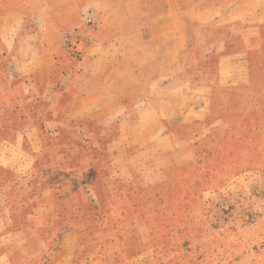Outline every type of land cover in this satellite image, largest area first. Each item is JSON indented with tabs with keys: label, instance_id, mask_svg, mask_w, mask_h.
<instances>
[{
	"label": "crops",
	"instance_id": "1",
	"mask_svg": "<svg viewBox=\"0 0 264 264\" xmlns=\"http://www.w3.org/2000/svg\"><path fill=\"white\" fill-rule=\"evenodd\" d=\"M63 1L46 0L44 13L29 9L31 26L41 13L46 34L36 26L18 30L10 45L0 41V202L7 208L0 264H16L21 234L49 233L10 228L33 194L54 210L70 198L67 185L75 183L74 195L85 182H72L71 170L96 168L93 153L128 162L131 149H153L168 158L164 167L178 166L177 156L193 161L198 143L224 121L226 114H214L228 109L229 92H256L264 79V0ZM16 22L20 28L25 19ZM22 75L31 82L17 83ZM53 169L60 174L50 180L45 173ZM45 183L63 189L34 193ZM62 232L71 246L81 234Z\"/></svg>",
	"mask_w": 264,
	"mask_h": 264
},
{
	"label": "rangeland",
	"instance_id": "2",
	"mask_svg": "<svg viewBox=\"0 0 264 264\" xmlns=\"http://www.w3.org/2000/svg\"><path fill=\"white\" fill-rule=\"evenodd\" d=\"M105 1L120 5L126 0ZM53 2L60 5L65 1ZM45 4L46 0H0V21L6 18L4 24L0 22V41L10 45L18 30L23 34L36 27L31 26L29 9L44 13ZM13 9L18 13L7 12ZM22 18L25 23L19 28L16 21ZM37 18L39 32L46 34L41 13ZM27 77L22 75L16 81L31 82ZM258 82L261 89L256 92H229L228 109L220 105L214 114L215 120L226 114L224 121L217 123L210 139L198 143L193 161L184 162L177 156L178 166L164 167L168 158L153 149H131L128 162L124 157L118 156L116 161L108 154L93 153L99 159L96 168L71 170L68 177L72 182L77 178L85 182L77 184L74 195L75 183L67 185L64 192L70 193V198L58 201L54 210L47 211L50 204L33 194L31 208H25L10 228L41 226L49 233L21 234L19 247L12 249L13 261L264 264V79ZM50 140L55 148L62 145L57 138ZM40 174L35 173L34 180L40 179ZM45 174L51 180L60 171ZM29 176L15 175L14 180L20 182ZM34 187V193L63 189L62 185L46 183ZM6 212L0 202V227ZM69 227L81 231L72 246L62 232ZM7 240L16 241L14 237ZM45 240L50 244L42 249Z\"/></svg>",
	"mask_w": 264,
	"mask_h": 264
}]
</instances>
